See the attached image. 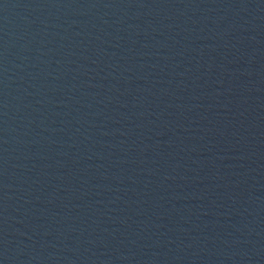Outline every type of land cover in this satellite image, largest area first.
Listing matches in <instances>:
<instances>
[{
	"label": "water",
	"instance_id": "obj_1",
	"mask_svg": "<svg viewBox=\"0 0 264 264\" xmlns=\"http://www.w3.org/2000/svg\"><path fill=\"white\" fill-rule=\"evenodd\" d=\"M0 264H264V0H0Z\"/></svg>",
	"mask_w": 264,
	"mask_h": 264
}]
</instances>
